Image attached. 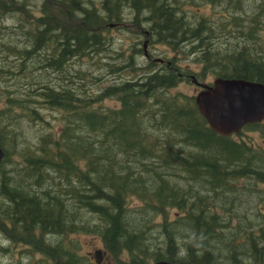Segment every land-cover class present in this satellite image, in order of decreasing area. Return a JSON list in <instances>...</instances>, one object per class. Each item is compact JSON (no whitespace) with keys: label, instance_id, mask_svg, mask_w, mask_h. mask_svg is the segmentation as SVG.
<instances>
[{"label":"trees","instance_id":"obj_1","mask_svg":"<svg viewBox=\"0 0 264 264\" xmlns=\"http://www.w3.org/2000/svg\"><path fill=\"white\" fill-rule=\"evenodd\" d=\"M245 1L199 3L227 2L228 21L240 33L247 29L248 50L215 42L225 23L187 11V0H42L35 16L24 2L0 0V15L24 14L20 41H0V74L31 79L23 94L0 91L4 235L46 254L42 264H80L57 240L89 229L110 254L126 253L122 264H264L263 147L238 139L241 132L218 134L193 94L170 92L182 79L201 83L209 73L264 83V56L250 42L264 4L243 26L242 13L252 9ZM111 23L129 25L127 55L105 35ZM148 43L174 55L150 52ZM87 58L94 69H83ZM99 67L115 77L105 83ZM108 98L118 105H104ZM38 107L54 111L53 120ZM22 116L40 131L16 148L3 132ZM243 129L264 135L254 123ZM10 151L22 160L17 177L5 176Z\"/></svg>","mask_w":264,"mask_h":264},{"label":"rangeland","instance_id":"obj_2","mask_svg":"<svg viewBox=\"0 0 264 264\" xmlns=\"http://www.w3.org/2000/svg\"><path fill=\"white\" fill-rule=\"evenodd\" d=\"M189 1L186 5L185 8L187 11H195L199 12L200 14H206L208 16H211V18H214L215 22L222 21L225 23L224 29H222V32L220 33L221 35V43L223 45H229L232 44L231 41L235 40V38H230V39H225V34L229 33L230 30L233 31H241V28L236 29L234 25L230 22L231 20L229 19L228 21V16L232 13L231 12V7L227 2H222L220 4H210V3H204L201 4L199 3L200 0H187ZM15 2L21 3L24 2V9L27 10L29 14L32 16L38 15L39 14V7L41 5L42 0H15ZM263 3L264 0H246L245 5H246V10L252 7L251 13L246 12L245 14L242 13V15H246L247 18H244L243 21L241 22L243 26L248 24L251 21V14L253 7L255 9L259 4ZM23 21L24 23V14L15 11V10H10L8 12L3 13L0 15V41L3 42H16L20 41L22 38V31H18V22ZM126 26H129L124 23L116 24V23H111L109 25L108 31L105 33L106 36L112 35V38L115 41V49L116 50H124V55H127L130 51H128V48L130 46L129 43L132 42V36L130 33H128ZM246 28V27H245ZM259 28H262L259 31V37L264 38V15H262L261 19V25ZM244 29V27L242 28ZM234 35H239L238 33H234ZM236 41V40H235ZM246 43L249 42L245 41ZM147 48L150 52L158 53L161 54V51L164 52L165 56H173L174 52L173 51H167L165 49V46L158 45L157 47H153L152 44L148 43ZM167 51V52H165ZM47 51H45L46 53ZM162 55V54H161ZM158 55V56H161ZM141 60H143L142 57H140ZM9 59L12 60V57H9ZM92 60H87L83 64V69L85 70H91L89 68H95V65H92ZM179 63L183 65L184 68L188 69H193L197 70L199 69L200 65L190 62L189 60H180ZM78 67H82V64L78 62L76 64ZM75 67V66H74ZM71 68V70L74 72L75 68ZM96 74H105V77L107 79L106 82L112 80L114 75L108 74L106 70L103 68L99 67L98 71H95ZM36 75V73H35ZM30 76L24 77L23 75L19 76H14L10 75L9 73H3L0 74V91H2L4 88L5 90H11L13 91L18 87L19 93L23 94L24 90L26 87H29V82H31V79L29 78ZM103 79V78H102ZM213 80V75L212 74H207L204 79L200 80L201 82H211ZM199 90V86L195 84L194 82H191L190 79H182L176 87L172 88L170 92L172 93H184V94H195ZM5 95V94H4ZM4 95L0 96V109H3V107L6 105ZM104 105L108 106H117L118 104L115 103L114 99L108 98L103 102ZM38 106V105H37ZM40 112L47 117L50 120H53V117L56 113L54 111H51L49 109H46L44 107H38ZM17 108H13L10 110L7 115L15 110ZM16 115H22V110L18 108ZM9 117L7 116V121H9ZM39 128L36 126L35 127V121H32L28 119L26 116H22L21 118L18 119L16 122V125L6 128V130L3 132V134L9 138V142L12 144H16L15 147L18 148L23 144V140L26 141L27 144H32L35 142V137L39 133ZM233 136H236V134H233ZM238 139H244L245 141L251 143L253 146H262L264 149V141H263V135L262 133L258 130L255 129H243L241 133L237 137ZM4 162L5 167H6V173L5 176H12V177H17L18 174H20V168H21V158L18 153L11 152L9 153L6 161ZM257 186L264 187L262 184H257ZM136 200V199H134ZM173 214H171L172 216ZM95 219V218H94ZM93 223V222H91ZM3 232L2 228L0 229V264H42L45 261H49V257L42 253V252H37L30 248V246H27L21 242L19 243H14L8 239ZM58 243L61 247L63 248H71L72 250L77 252V256L80 257L78 260L80 264H92L90 261L93 259V257L90 254H93L94 256V251L96 249H103L105 252V257L103 259L102 264H122L125 262L127 255L126 253L119 254V256H115L110 254L105 250V247L103 246V241L102 238L99 234L93 233V231L88 230H83V231H75L72 233H67L66 235H59L58 237ZM91 252V253H88ZM88 255L89 260L85 257ZM92 262H94L92 260ZM46 263V262H45ZM153 262H151L152 264Z\"/></svg>","mask_w":264,"mask_h":264},{"label":"water","instance_id":"obj_3","mask_svg":"<svg viewBox=\"0 0 264 264\" xmlns=\"http://www.w3.org/2000/svg\"><path fill=\"white\" fill-rule=\"evenodd\" d=\"M146 53V51H145ZM162 61V59H160ZM200 89L194 94L199 113L218 134L239 132L251 122L264 119V83L241 78L216 77L211 84L193 80ZM0 147V162L4 157ZM99 250L97 257L100 256ZM68 264V263H59ZM153 264H204L201 262H175L165 260Z\"/></svg>","mask_w":264,"mask_h":264},{"label":"flooded vegetation","instance_id":"obj_4","mask_svg":"<svg viewBox=\"0 0 264 264\" xmlns=\"http://www.w3.org/2000/svg\"><path fill=\"white\" fill-rule=\"evenodd\" d=\"M260 9H261V5L259 4L257 6V8L255 9V7H253V10H252V16L255 15V14H258L260 12ZM230 19V17H229ZM262 28H258L255 30V36L254 37H251L250 38V42H251V47L252 49H255V50H258L260 55L258 56H264V38H261L259 37V31L261 30ZM244 30V32L240 33L238 31H233V30H230L229 33H226L225 34V39H230V38H235V40H232L231 43L232 44H229L230 46L234 45V47L238 48L240 47L241 49H246V46L245 44H247L245 41H247V29H242ZM263 30V29H262ZM234 33H238L239 35H234ZM214 41L215 42H221V35L220 34H217L216 37L214 38ZM164 60V59H163ZM255 61H258V59H256ZM165 62V61H164ZM254 124H256V126H258V128L263 129L264 130V119H262L261 121H258V122H254ZM261 132H263L261 130ZM264 137V135H263ZM264 141V140H263ZM5 222L7 223V220H5ZM99 250V255L97 257V251ZM101 250V251H100ZM88 253H91V252H88ZM93 259H91V261L89 260V257L88 255H86L85 257L92 263V264H102L103 262V259H104V255H105V252L103 251V249H96L94 251V256L93 254H90ZM92 260L94 262H92ZM49 264V263H48Z\"/></svg>","mask_w":264,"mask_h":264},{"label":"bare ground","instance_id":"obj_5","mask_svg":"<svg viewBox=\"0 0 264 264\" xmlns=\"http://www.w3.org/2000/svg\"><path fill=\"white\" fill-rule=\"evenodd\" d=\"M199 82V81H198ZM202 83V82H201ZM203 83H205V82H203Z\"/></svg>","mask_w":264,"mask_h":264}]
</instances>
